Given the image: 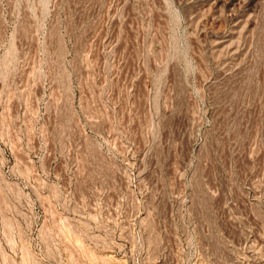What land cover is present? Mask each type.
<instances>
[{
    "label": "rangeland",
    "instance_id": "1",
    "mask_svg": "<svg viewBox=\"0 0 264 264\" xmlns=\"http://www.w3.org/2000/svg\"><path fill=\"white\" fill-rule=\"evenodd\" d=\"M0 264H264V0H0Z\"/></svg>",
    "mask_w": 264,
    "mask_h": 264
}]
</instances>
